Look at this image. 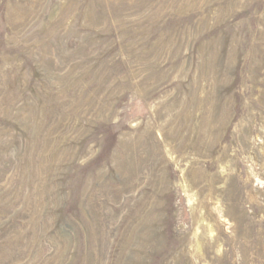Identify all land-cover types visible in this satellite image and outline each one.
I'll list each match as a JSON object with an SVG mask.
<instances>
[{
	"label": "rangeland",
	"instance_id": "rangeland-1",
	"mask_svg": "<svg viewBox=\"0 0 264 264\" xmlns=\"http://www.w3.org/2000/svg\"><path fill=\"white\" fill-rule=\"evenodd\" d=\"M0 264H264V0H0Z\"/></svg>",
	"mask_w": 264,
	"mask_h": 264
}]
</instances>
